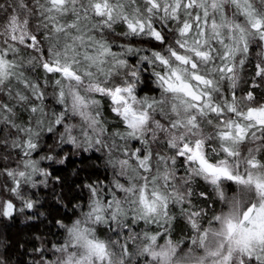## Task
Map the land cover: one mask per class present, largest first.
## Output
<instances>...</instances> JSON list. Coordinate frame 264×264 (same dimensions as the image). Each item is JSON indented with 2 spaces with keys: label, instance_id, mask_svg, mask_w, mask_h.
Masks as SVG:
<instances>
[{
  "label": "snow or ice",
  "instance_id": "snow-or-ice-1",
  "mask_svg": "<svg viewBox=\"0 0 264 264\" xmlns=\"http://www.w3.org/2000/svg\"><path fill=\"white\" fill-rule=\"evenodd\" d=\"M0 12V125L14 134L0 128V147L18 152L0 161L12 197L0 216L34 207L24 188L47 186L41 162L63 164L52 153L67 145L105 149L114 171L85 185L78 218L57 222L66 238L49 264H264V98L240 89L253 44L251 84H264V0H11ZM149 79L154 95L143 93ZM48 89L59 110L47 108ZM102 101L122 130L109 132ZM45 134L55 143L42 145ZM195 178L223 204L207 227L190 200ZM170 205L190 225L187 250L168 238Z\"/></svg>",
  "mask_w": 264,
  "mask_h": 264
},
{
  "label": "trees",
  "instance_id": "trees-1",
  "mask_svg": "<svg viewBox=\"0 0 264 264\" xmlns=\"http://www.w3.org/2000/svg\"><path fill=\"white\" fill-rule=\"evenodd\" d=\"M11 3V0H0V5H4L5 8ZM4 13L0 12V17H3ZM117 32L122 31L121 27H117ZM119 42H129L120 39ZM133 43H136L134 38ZM137 46L149 47L140 41ZM35 53L29 51H22L21 55L24 60L27 61L31 55ZM255 56H249V63L246 65L244 72L241 74L240 89L241 92L252 90L258 100L264 98V84H261L259 88H253L251 84V78L253 75V62H255ZM135 59V57L131 58ZM26 75H33L32 72L27 71ZM36 76L42 75V70L36 69ZM257 83H260L257 78ZM147 86H142L144 94H156L154 85L150 82V79L146 81ZM51 89L46 92L47 99L45 101L47 108H55L59 110L60 106L55 104L52 97L48 95ZM264 102V101H262ZM104 107V119L107 121L109 132L114 128H120V125L115 113H111L106 105ZM20 120L24 121L28 117L27 112L19 113ZM0 128H4L0 125ZM3 138L12 139L8 135V129L4 128ZM42 145L54 144L55 137L51 134H45L41 140ZM130 145H136V141H130ZM44 153L47 154V149L43 148ZM42 155V154H41ZM52 155L57 160L63 156H67L63 164L53 161H47L43 167L48 168L51 172L47 186L39 185L35 189L28 187L24 188L23 194L25 198L34 201V207L32 209L25 208L22 212H15L11 218L0 216V264H46L48 260H53L56 256V252L53 249V245L59 246L64 242L66 238V232L57 223L62 222L65 225H70L73 220L79 217L80 212L86 210L85 207H77V205H86L89 199L88 189L86 184L103 183L107 185L114 175V171L107 163L109 157L100 151L83 149H75L70 145L64 147L63 152L57 150ZM5 157H11L12 159L18 158V152L16 149L0 147V161L7 165L8 161ZM11 166H14L11 165ZM39 179V177H38ZM10 187V180L3 175H0V199H12V197L5 192V187ZM192 196L190 198L191 204L194 206L193 210L204 209L206 216L202 223L207 227V219L214 213L219 214L223 208L222 202L215 196L213 189L210 185L205 183L200 178H195L191 184ZM200 193H204V196H200ZM17 208L23 207L22 203L18 200H14ZM169 214L173 217L169 226V236L174 244L182 245L184 248L190 245L189 237L192 232L187 219L182 215L180 206L169 207ZM153 232L156 231L157 226H148ZM145 228L143 222L134 226L135 231H139ZM98 231L105 238L116 239L115 234L107 229V226H99ZM124 235H127V230L124 231ZM169 238V237H168ZM161 241L165 240V237H161ZM185 243V244H183ZM129 250L135 252V248L130 245ZM135 264H140L137 260ZM255 264V262H253Z\"/></svg>",
  "mask_w": 264,
  "mask_h": 264
},
{
  "label": "rangeland",
  "instance_id": "rangeland-1",
  "mask_svg": "<svg viewBox=\"0 0 264 264\" xmlns=\"http://www.w3.org/2000/svg\"><path fill=\"white\" fill-rule=\"evenodd\" d=\"M259 48L257 47V45H255V44H253L252 45V51H251V53H250V55L252 56V55H254L255 57H256V53L257 52H259ZM129 146L130 147H136V146H138V142H137V144L136 145H130L129 144ZM43 149V148H42ZM41 149V151L39 152V153H36V154H34V158H38V156L39 155H41V154H45L44 153V150H42ZM100 152H102V153H105L106 155H107V153H106V150L105 149H101L100 150ZM108 156V155H107ZM262 158H264V157H262ZM47 161H42L41 162V166L43 167L44 166V163H46ZM226 183V185H228L229 187H228V191H229V194L231 195V193H232V190H234L237 186L234 184V183H232V182H225ZM223 205V204H222ZM223 209V208H222ZM169 238H170V236H169ZM161 239V237L158 239V243H160V244H163L164 242H165V240H163V241H161L160 240ZM183 244H185V243H183ZM180 246V248L182 249V250H187V248L188 247H191V245H189V246H187V247H183L182 245H179ZM58 254L56 253V256H57ZM56 256H54V259L53 260H55L56 259ZM53 260H48V262L46 263V264H49V262H51V261H53ZM246 264H247V262H246Z\"/></svg>",
  "mask_w": 264,
  "mask_h": 264
}]
</instances>
